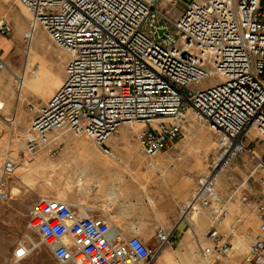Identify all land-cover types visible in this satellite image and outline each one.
Listing matches in <instances>:
<instances>
[{
  "label": "built area",
  "instance_id": "1",
  "mask_svg": "<svg viewBox=\"0 0 264 264\" xmlns=\"http://www.w3.org/2000/svg\"><path fill=\"white\" fill-rule=\"evenodd\" d=\"M19 1L29 13L26 45L42 27L69 55L61 85L40 105L30 106L35 115L25 151L48 149L56 157L60 137L71 132L92 138L122 162L107 141L128 124L152 157L183 137L186 115L193 110L215 135L219 150L181 209L186 216L194 201L215 209L201 253L211 264H227L224 257L233 243L221 225L230 197L220 194L215 181L243 151L256 157L253 171L264 169V150L257 155L246 142L253 129L264 141V0ZM179 2L185 8L172 11ZM12 31L11 21L1 16L0 32ZM0 68H9L22 89L25 72L13 70L1 56ZM213 73L217 79L205 83ZM183 155L179 150L176 159ZM18 163L9 157L0 165V205L10 196L9 181ZM93 209L42 196L29 206L27 227L39 234L37 241L47 245L59 264H150L178 239L176 228L162 223L151 236L135 225L125 233ZM256 213L260 234L249 244L243 264H264V201L257 203ZM35 240L27 233L15 244L13 259L27 257L40 244Z\"/></svg>",
  "mask_w": 264,
  "mask_h": 264
},
{
  "label": "crops",
  "instance_id": "2",
  "mask_svg": "<svg viewBox=\"0 0 264 264\" xmlns=\"http://www.w3.org/2000/svg\"><path fill=\"white\" fill-rule=\"evenodd\" d=\"M5 3L0 0V17L4 15L11 21L14 33L11 36L0 33V52L14 49L16 41L21 39L26 23L28 27L24 11V15L20 14L22 18H19V25L16 26L13 17L5 9ZM127 125L122 124L119 132L110 136L107 141L113 149L123 153L122 162L115 161L98 146L87 142L82 147L67 148L62 155L63 159H56L52 163L45 162V165L57 169L61 167L63 160L65 166H62V170L66 171L68 166L74 167L76 181H73L68 192L70 200L78 199L81 203L93 206L95 214L118 216L120 227V217L127 216L138 222L141 221L140 218L146 220L154 229L157 223L176 228L178 239L175 244L180 243L178 248L181 252H189L193 257L202 256L205 233L216 211L211 206H198V217L193 219L182 215L181 204L192 197L199 177L210 169L215 147L210 144L213 137L206 141L201 140L198 134L190 140L182 138L152 157H148L141 148L144 157H147L142 159L127 154L126 148H129L128 145L132 142L124 135ZM202 130L210 134L207 128ZM246 142L257 155L263 152L264 141L258 139L256 132H252ZM197 147L200 150H197ZM179 150L187 152L185 158L176 159ZM191 158L194 160V167L191 165ZM150 161L152 165L148 167ZM171 162H175L174 167H171ZM255 165L256 157L250 151H243L215 181L220 194L230 197L227 202L229 213L224 218L221 231L231 237L232 253L235 252L237 257H240L245 247L248 249L251 241L260 234V218L256 213V205L260 200L264 201V169L253 171ZM191 166L198 171H191ZM243 195L247 196L245 200L242 199ZM127 225L131 233L130 227L133 224L130 222ZM167 248L169 247H165L160 254ZM160 254L155 261L160 258L159 262L163 263L165 255Z\"/></svg>",
  "mask_w": 264,
  "mask_h": 264
},
{
  "label": "rangeland",
  "instance_id": "3",
  "mask_svg": "<svg viewBox=\"0 0 264 264\" xmlns=\"http://www.w3.org/2000/svg\"><path fill=\"white\" fill-rule=\"evenodd\" d=\"M4 1L6 2L5 9L8 10L16 26H18L20 22L19 18H22V11L27 15V9L19 0ZM166 6L163 3V7ZM177 8L184 9L185 5L183 2H179L175 7H172V11ZM27 21H29L28 15ZM26 25L22 29L20 41H16V47L11 51L0 52V56L7 61L9 67L15 71L25 72L23 87L22 89H18L14 83L11 70L9 68H0V100H3L5 103H2L0 108V165L5 158H21L18 170L11 176L9 181L10 196L0 205V264H59L58 260L44 243H40L38 247L30 251L27 257L18 261H15L12 257L13 247L19 240L22 241L27 233L32 234L36 240L40 239L36 231H32L27 227V211L35 200L42 196L62 197L70 200L68 192L73 181H76L74 167L68 166L67 170L64 171V169L62 170V166H65L63 160L61 167L57 169L50 168L52 167L50 165L46 166L45 162L52 163L56 159H63L62 155L67 148L69 149L74 146L82 147L87 142L93 144L95 147L97 144L93 139L85 135H75L69 132L60 137L62 148L56 157H50L48 149H42L36 153H28V155L23 154L25 151L24 146L28 138L29 126L35 115V109L30 108V106L40 105L57 89H49V85L51 84L50 80H53L57 85L63 82L65 79V65L69 57L67 50L58 46L50 37L49 33L42 27L36 29L34 37L29 42L31 43L29 45L30 47L27 46V41L24 37V32L27 28ZM12 33H9V36ZM41 35L43 36L40 37ZM216 79L217 74L213 73L204 82L212 83ZM186 118L187 121L186 125H184L182 138L190 140L198 134L201 140L206 141L213 137L214 139H211L210 144L215 146L212 151V155L215 157L219 150L217 142L215 141V135L202 123L201 118L193 110L188 112ZM193 121L194 123H192ZM203 128H207L210 134L203 131ZM253 131L256 132L255 129ZM124 135L132 141L128 145L129 148H126L127 154L144 159L146 156L144 157L141 151L135 128L127 125ZM61 138L62 140L64 138L65 142ZM118 153L124 160L123 153L119 150ZM186 155L187 152L184 150L183 158ZM151 162H148V167L152 165ZM193 163L194 160L192 159L191 165ZM190 169L193 171L195 168L191 166ZM194 171L197 172L198 170L195 169ZM49 180L50 182H48ZM190 198L187 199L189 200ZM70 201L81 203L78 199H72ZM197 217L198 208L191 213V218L196 219ZM111 218L120 225L118 216H111ZM188 218L190 217L188 216ZM139 220L141 221L132 220V218L127 216L120 217V221L122 222L121 227L125 233H129L127 229L129 225L127 224L131 222L135 226H140L146 236L153 235V226L146 223V220L141 218ZM179 244L166 246L169 248L160 254L163 256L167 253L174 256L168 264H211V261L203 255L193 257L189 252L182 253L178 248L180 246ZM246 250L247 247H245L240 257L234 255L235 252H231L230 257H224L226 258L225 261L227 264H243L244 261L242 260H244ZM159 259L150 264H165L159 262Z\"/></svg>",
  "mask_w": 264,
  "mask_h": 264
},
{
  "label": "bare ground",
  "instance_id": "4",
  "mask_svg": "<svg viewBox=\"0 0 264 264\" xmlns=\"http://www.w3.org/2000/svg\"><path fill=\"white\" fill-rule=\"evenodd\" d=\"M27 15L29 16V14L27 13ZM43 35H41L40 37H42ZM33 50V49H32ZM25 79V78H24ZM58 81V80H57ZM50 82H51V84L49 85V89L50 90H53V89H55V88H58L61 84H59V85H57V84H55L54 83V81L53 80H50ZM59 82V81H58ZM23 84H24V82H23ZM35 86V85H34ZM2 103H4L3 102V100H0V108H1V104ZM5 104V103H4ZM137 123V125L139 124V122H136ZM192 123H194V121L192 122ZM193 125V124H192ZM25 126V125H24ZM22 136V135H21ZM193 137V136H192ZM214 139V138H213ZM61 140H62V138H61ZM22 141V140H21ZM197 150H200V149H197ZM28 151H24V153L23 154H25V155H28ZM30 155V154H29ZM13 158H15V159H17L18 161H19V163H18V166H17V168H16V170H15V172L18 170V168H19V165H20V163H21V158H16V157H13ZM156 166V165H155ZM193 202V201H192ZM194 203H195V208H190V209H188V210H186V212L185 213H187L186 214V216H189V217H191V213H192V211L193 210H195V209H197L198 208V204H196L197 202L196 201H194ZM200 207V206H199ZM182 213L184 214V212L182 211ZM113 220V219H112ZM113 224H114V226H116V227H120V225L117 223V222H115L114 220H113ZM143 227V226H142ZM150 229V228H149ZM146 231V230H145ZM36 242H38L37 240H35ZM40 242H38V244H39ZM160 254V253H159ZM164 256V255H163ZM172 257H174V256H171V254H167L166 253V255H165V260L163 261V263H165V264H168V262L172 259Z\"/></svg>",
  "mask_w": 264,
  "mask_h": 264
}]
</instances>
